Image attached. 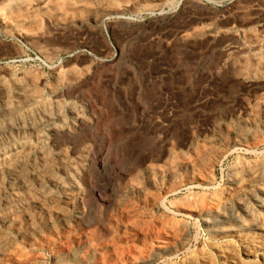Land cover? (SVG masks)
Returning a JSON list of instances; mask_svg holds the SVG:
<instances>
[{
    "label": "rangeland",
    "instance_id": "rangeland-1",
    "mask_svg": "<svg viewBox=\"0 0 264 264\" xmlns=\"http://www.w3.org/2000/svg\"><path fill=\"white\" fill-rule=\"evenodd\" d=\"M0 21V264L251 246L198 214L264 218V0H0Z\"/></svg>",
    "mask_w": 264,
    "mask_h": 264
},
{
    "label": "bare ground",
    "instance_id": "bare-ground-1",
    "mask_svg": "<svg viewBox=\"0 0 264 264\" xmlns=\"http://www.w3.org/2000/svg\"><path fill=\"white\" fill-rule=\"evenodd\" d=\"M37 2V1H36ZM12 4V3H11ZM15 5V4H14ZM26 5V4H25ZM39 5V4H38ZM22 7V6H21ZM44 9V8H42ZM6 10V9H5ZM8 10V9H7ZM5 12V11H4ZM16 13V12H15ZM102 17V16H100ZM4 19V18H3ZM1 19V20H3ZM1 22V21H0ZM24 34V33H23ZM262 39V38H260ZM257 42V41H256ZM254 43V42H253ZM256 45V44H255ZM239 47V46H238ZM257 56V55H255ZM243 61V59H242ZM70 82V81H69ZM56 85V84H55ZM28 91V90H27ZM5 95V94H4ZM5 97V96H4ZM33 97V96H32ZM5 99V98H4ZM3 99V100H4ZM32 103V102H31ZM4 106V105H3ZM5 108V107H4ZM35 109V108H34ZM12 110V109H11ZM3 114V112H2ZM0 114V136L2 135H6V133H10V131L13 130V126H11V124L9 123L8 120H6L7 118H5V114L2 115ZM49 115V114H48ZM61 115V114H60ZM223 115V114H222ZM12 121V120H11ZM16 122V121H15ZM49 122V120H48ZM36 123V122H35ZM13 125V124H12ZM40 125V124H39ZM41 126V125H40ZM20 127V125H19ZM37 128V127H36ZM23 132V131H22ZM35 133V132H34ZM13 134V133H12ZM16 135V134H15ZM23 135V134H22ZM7 136V135H6ZM18 136V135H17ZM57 136V135H56ZM246 136V135H245ZM4 137V136H3ZM248 137V136H246ZM250 137V136H249ZM11 138V137H10ZM39 138V137H38ZM1 139V138H0ZM9 141V140H8ZM240 144V143H239ZM237 144V146H240L239 148H242L241 145ZM249 144V143H248ZM227 145V144H226ZM234 145H236V143H234ZM221 146V145H220ZM246 146V145H245ZM244 146V147H245ZM247 148V146L245 147ZM208 149V147H207ZM22 150V149H21ZM18 151V150H17ZM204 151V150H203ZM232 151V150H231ZM251 151V150H250ZM254 151V150H253ZM8 152V151H7ZM20 152V151H19ZM222 152V151H221ZM212 153V152H211ZM229 153V152H228ZM253 153V152H252ZM3 154V153H1ZM13 154V153H12ZM18 154V153H17ZM220 154V153H219ZM41 155V154H40ZM14 156V155H13ZM208 156V155H207ZM47 157V156H46ZM12 158V157H11ZM198 158V157H197ZM196 158V159H197ZM26 161V160H25ZM38 161V160H37ZM209 161V160H208ZM191 162V161H190ZM207 162V161H206ZM245 162V161H244ZM23 163V162H22ZM21 163V164H22ZM260 163V162H259ZM44 164V163H43ZM197 165V164H196ZM13 166V165H12ZM187 166V165H186ZM42 167V166H41ZM23 168V167H22ZM190 168V167H189ZM188 168V169H189ZM194 168V166H193ZM1 169V168H0ZM9 169V168H8ZM7 169V170H8ZM201 169V168H200ZM15 171V170H14ZM176 171V170H175ZM156 172V171H155ZM170 172V171H169ZM252 172V171H251ZM261 172V171H260ZM10 173V172H9ZM176 173V172H175ZM186 173V172H185ZM8 174V173H7ZM171 174V173H170ZM29 175V174H28ZM154 175V174H153ZM194 175V174H193ZM198 175V174H197ZM196 175V176H197ZM7 176V175H6ZM10 176V175H9ZM17 176V175H16ZM25 176V175H24ZM27 177V176H26ZM36 177V176H35ZM38 177V176H37ZM192 177V176H191ZM258 177V176H257ZM3 178V177H2ZM17 178V177H16ZM44 178V177H43ZM197 178V177H196ZM208 178V177H207ZM11 179V178H10ZM21 179V178H20ZM55 179V178H54ZM206 179V178H205ZM238 179V178H237ZM252 179V178H250ZM9 180V179H8ZM15 180V179H13ZM73 180V179H72ZM21 181V180H20ZM156 181V180H155ZM209 181V180H208ZM22 182V181H21ZM42 182V181H41ZM40 181L38 183H41ZM70 182V181H69ZM238 182V181H237ZM16 183V182H15ZM13 183V184H15ZM37 183V184H38ZM43 183V182H42ZM41 183V184H42ZM49 183V182H48ZM161 183V182H160ZM166 183V182H165ZM12 184V185H13ZM36 184V183H35ZM58 184V183H57ZM240 184V183H239ZM16 185V184H15ZM13 185V186H15ZM44 185V184H43ZM11 186V185H10ZM52 186V185H51ZM35 187V186H34ZM264 187V186H263ZM21 188V187H20ZM51 188V187H50ZM64 188V187H63ZM237 189V188H236ZM235 189V190H236ZM22 190V189H21ZM63 190V189H62ZM71 190V189H70ZM79 191V190H78ZM251 191V190H250ZM262 191V190H261ZM60 192V191H59ZM223 192V191H222ZM232 192V191H231ZM238 193V191H237ZM25 194V193H24ZM46 194V193H45ZM229 194V193H228ZM235 194V193H234ZM6 195V193H5ZM31 195V194H30ZM42 195V194H41ZM55 195V194H54ZM64 195V194H63ZM75 195V194H74ZM201 195V194H200ZM58 196V195H57ZM252 196V195H251ZM48 197V196H46ZM56 197V196H55ZM73 197V196H72ZM260 197V196H259ZM217 198V197H216ZM228 198V197H227ZM230 198V196H229ZM55 199V198H54ZM189 199V198H188ZM21 200V199H20ZM22 201V200H21ZM202 201V200H201ZM208 201V200H207ZM213 201V199H212ZM44 202V201H43ZM55 202V201H54ZM259 201H257V204ZM262 202V201H261ZM29 203V202H28ZM210 203V202H209ZM214 203V202H213ZM224 203V202H223ZM199 204V203H198ZM197 204V205H198ZM260 205V204H259ZM44 206V205H43ZM201 206V205H200ZM211 206V205H210ZM214 206V205H213ZM256 206V205H255ZM11 207V206H10ZM14 208V207H13ZM30 208V207H29ZM35 208V207H34ZM42 208V207H41ZM212 208V207H210ZM244 209V208H243ZM35 210V209H34ZM39 210V209H38ZM41 210V209H40ZM195 210V208L193 209ZM199 210V209H198ZM241 212V210H239ZM244 211V210H243ZM260 211V210H259ZM44 212V211H43ZM82 212V211H81ZM185 214H191L193 212H186V210H184ZM199 212V211H198ZM197 212V213H198ZM229 212V211H228ZM254 212V211H253ZM80 213V212H79ZM78 213V214H79ZM54 214V213H53ZM196 214V212H195ZM206 215V217H208L207 215H210V218L213 219V225L209 224L208 227H210L211 229H215L216 232H217V228L219 229L218 232L222 235H229V236H236L237 238L241 239L242 241H246V240H249L250 241V244L251 246L248 247V249H243L241 254L240 255H237L236 253H234L232 250H219V249H216L214 252H215V256L216 258L218 259V261L221 263V264H255L254 262V258L256 257L257 259V255L264 249V243H260L258 240L257 241H254V233L252 232H255V234L257 235H262L264 236V218L260 221H256L255 219L253 220L249 215H247L248 213H246V217L245 219L243 218H240L237 214L238 213H235L234 214V221H228L226 220V217L222 214H220L218 211L216 210H205V212H201L200 214L198 215ZM243 214V213H242ZM23 215V214H22ZM82 215V214H81ZM203 215V216H204ZM254 215V214H253ZM260 215V214H259ZM26 216V215H25ZM64 216V215H63ZM184 216V215H183ZM244 216H245V213H244ZM9 217V216H8ZM7 217V218H8ZM152 217V216H151ZM242 217V215H241ZM264 217V216H263ZM59 218V217H58ZM233 217L231 216V219ZM247 218V219H246ZM261 218V217H260ZM78 219V218H77ZM3 220V219H2ZM9 220V219H8ZM8 220H6L8 222ZM182 220V219H181ZM79 221V220H78ZM19 222V221H18ZM230 222H234L233 224H231ZM15 223V222H14ZM20 223V222H19ZM212 223V222H211ZM13 224V223H12ZM11 226V225H10ZM176 226V225H175ZM9 227V226H8ZM184 230V229H183ZM214 230V232H215ZM47 232V231H46ZM18 233V232H17ZM215 235V234H214ZM178 237V236H177ZM216 237V236H215ZM260 238V237H259ZM258 239V238H257ZM181 240V239H180ZM184 240V239H183ZM234 240V239H233ZM31 241V240H30ZM34 241V240H33ZM1 242V241H0ZM4 242V241H3ZM11 242V241H10ZM264 242V241H263ZM29 243V242H28ZM32 243V242H30ZM176 243V242H175ZM243 243V242H242ZM161 244V243H160ZM28 245V244H26ZM51 245V244H50ZM222 245V244H221ZM6 247V246H5ZM28 247V246H27ZM182 247V246H181ZM233 247V246H232ZM14 248V247H13ZM214 248V247H213ZM200 249V248H199ZM215 249V248H214ZM213 249V250H214ZM158 251V254L159 255H172L173 252H174V249H170L169 247H159L157 249ZM8 251V250H6ZM204 251V250H203ZM206 251V250H205ZM137 252V251H136ZM113 253V252H112ZM205 253V252H204ZM211 253V252H210ZM66 254V252H65ZM124 254V253H123ZM192 254V253H191ZM4 255V254H3ZM2 255V256H3ZM212 255V254H211ZM2 256L0 258H2ZM36 257V256H35ZM127 257V256H126ZM117 258V257H116ZM119 258V257H118ZM211 258V257H210ZM80 259V258H79ZM129 259V258H128ZM205 259V258H204ZM264 259V258H263ZM6 260V259H5ZM74 260V259H73ZM130 260V259H129ZM134 260V259H133ZM132 260V261H133ZM200 260V259H199ZM205 260H208L207 258ZM213 260V259H211ZM76 261V260H75ZM148 261V260H147ZM209 261V260H208ZM208 261L206 263H208ZM135 262V261H134ZM133 262V263H134ZM73 263V262H72ZM131 263V262H129ZM205 263V261H204ZM213 263V262H212ZM18 264V263H16ZM59 264H62V263H59ZM65 264V263H64ZM68 264V263H67ZM187 264H198V258L197 257H192L190 256L188 258V261H187Z\"/></svg>",
    "mask_w": 264,
    "mask_h": 264
}]
</instances>
